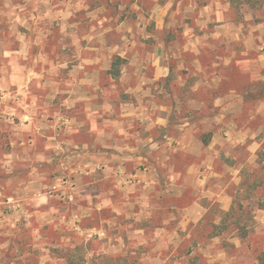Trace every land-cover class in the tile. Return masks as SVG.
Returning <instances> with one entry per match:
<instances>
[{
	"label": "rangeland",
	"instance_id": "rangeland-1",
	"mask_svg": "<svg viewBox=\"0 0 264 264\" xmlns=\"http://www.w3.org/2000/svg\"><path fill=\"white\" fill-rule=\"evenodd\" d=\"M216 2L0 0V264H264V144L230 185L227 215L210 196L232 174L203 177L211 94L196 93L202 109L189 102L197 78L180 46L199 35L226 51L211 35L217 14L203 12ZM220 2L240 28L238 53L255 54L252 41L264 53V0ZM255 90L251 105L264 100V84Z\"/></svg>",
	"mask_w": 264,
	"mask_h": 264
},
{
	"label": "crops",
	"instance_id": "crops-1",
	"mask_svg": "<svg viewBox=\"0 0 264 264\" xmlns=\"http://www.w3.org/2000/svg\"><path fill=\"white\" fill-rule=\"evenodd\" d=\"M212 7V5L208 7L204 6L203 12L207 13L209 11L210 14H212V12L217 14L216 23L211 35L212 38L220 42L223 40L222 44L224 45H221L220 42L218 45H220L221 48L225 46L226 51L221 53L215 52L214 47L216 42L206 46V42L203 43V39H201L199 35L196 36L194 34L192 39L189 40L191 41L190 43L188 41L187 45H181L180 47L184 52L193 54L188 71L191 72L192 76L197 78V80L193 86H191V91L195 94L193 99L189 101L192 106L191 108H194V110L202 109L204 99L196 95V93H200L202 86L207 93L211 94V103L209 106L211 110L216 113H214L209 120L210 128L204 135L206 142H203L202 137L199 139L202 147L201 161L207 166V173H205L206 175L203 177H221L223 173L226 172L232 174L230 182L226 184L225 187H221L218 193L214 194L215 196H210L213 202L219 204L221 210L227 212L233 204L235 195L229 190L230 185H237L239 183L241 172L244 170H246V172L248 171L249 174L254 172L253 161L258 158L259 149H261V145L264 144V126L256 128L252 125L255 117L264 115V100L261 101L255 98V104L251 105L247 100L248 97L245 96L256 94L257 91L255 88L260 86V84H262V86L264 84V53L259 52L260 45L254 41L247 46L255 50V54L252 52L249 54L248 51H239L238 53L237 47L242 45V40L238 31L240 28L233 22H228L222 17L224 11H229V5H227V3L221 4L220 0H218L214 8ZM159 13H161V11ZM159 13L156 14L158 15ZM161 20L159 19L157 23ZM188 30L192 33L194 29L188 28ZM206 49L208 52H210V50H212V52L206 55ZM227 51H230V53ZM183 60L184 59L181 58V61ZM208 61L210 64H207ZM161 62L162 59L160 60L159 56H156V77L163 75L164 66ZM198 63L203 64V66L199 67ZM253 63L258 64V66L262 68L258 69V66H254ZM180 76L181 75L178 77ZM213 93H217L216 96H214ZM161 108H163V106ZM243 111H248V113L245 114L246 118L242 117V115L244 116ZM183 126L184 132H181L183 136H186L187 132L189 135L195 131L192 123L182 125L181 127ZM178 142L183 141L179 140ZM232 149L243 150V158L237 157ZM222 156H224L227 163L223 162L221 164L223 166V170L221 171L217 170L215 165L218 160H220L219 157ZM194 162L195 160L189 164V170L196 166ZM199 181L203 182L204 186L205 180L199 177ZM245 188L237 187L234 192H237V189L241 191ZM205 189L204 186L202 190ZM192 205L193 207L198 206L200 208V204L196 200H194ZM205 213L206 209H204V211H199L197 222L204 219ZM259 215H261V220L264 221L263 208L258 210L257 216ZM82 218L85 219L87 217L83 216ZM257 219L260 220L258 217ZM220 221L221 219L218 222ZM93 229H95V226H93ZM94 238L100 239V233L98 235L95 234ZM86 240H89V237Z\"/></svg>",
	"mask_w": 264,
	"mask_h": 264
},
{
	"label": "trees",
	"instance_id": "trees-1",
	"mask_svg": "<svg viewBox=\"0 0 264 264\" xmlns=\"http://www.w3.org/2000/svg\"><path fill=\"white\" fill-rule=\"evenodd\" d=\"M241 207H242V205L241 204H239L238 205V208L239 209H241ZM233 210H234V206H232L231 207V209L226 213L227 215H229V214H231L232 212H233ZM81 225L83 226V227H85V225L83 224V223H81ZM87 227H92L93 225L92 224H87L86 225ZM82 228V227H81ZM48 229H50V231L51 232H53V233H55V231H56V229H55V227L54 226H48ZM71 235L73 236V233H71ZM55 241H50L51 242V244H55V246L56 245H59V246H62V245H64L63 243H62V241L60 240V239H54ZM92 240L93 239H89L86 243H84L85 244V246H89V245H91V243H92ZM75 249H79V245H75V247H74ZM54 249H58L57 247H55ZM105 257H107V259H110V260H117L118 258L119 259H121L122 257H123V253H120V254H118V255H107V256H105ZM67 260V264H72V261L70 260V259H66ZM115 262V261H114ZM114 262H113V264H114Z\"/></svg>",
	"mask_w": 264,
	"mask_h": 264
}]
</instances>
